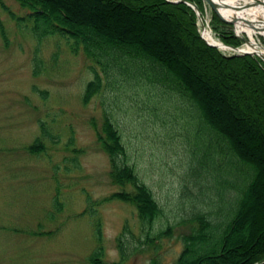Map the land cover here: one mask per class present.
I'll return each mask as SVG.
<instances>
[{
	"label": "rangeland",
	"instance_id": "1",
	"mask_svg": "<svg viewBox=\"0 0 264 264\" xmlns=\"http://www.w3.org/2000/svg\"><path fill=\"white\" fill-rule=\"evenodd\" d=\"M202 1L200 34L209 28L223 42L212 25L214 12ZM29 13L17 0H0V264H91L96 223L102 264L175 263L192 211L223 217L231 192L226 157L195 133L191 103L147 77L153 69L122 63L123 69L110 66L106 73L82 50L73 52L65 35L35 34ZM253 38L264 45L256 27ZM245 44L242 38L238 46ZM94 69L102 87L84 102ZM106 113L127 163L162 208L151 227L141 225L133 204L111 196L122 186L112 180L97 139ZM38 136L43 148L31 152L27 147Z\"/></svg>",
	"mask_w": 264,
	"mask_h": 264
},
{
	"label": "trees",
	"instance_id": "2",
	"mask_svg": "<svg viewBox=\"0 0 264 264\" xmlns=\"http://www.w3.org/2000/svg\"><path fill=\"white\" fill-rule=\"evenodd\" d=\"M17 1L30 10L35 34L65 35L73 52L82 50L106 73L110 66L123 69L122 63L137 65L138 70L153 69L147 77L191 103L197 118L195 133L226 157L231 192L223 217L214 220L202 210L192 211L191 226L182 235L183 247L173 264H264V61L255 54H227L208 44L198 30L194 9L186 2H194L203 13L202 0H90L103 9H93L86 0ZM71 1L83 3L77 9L70 6ZM212 25L224 43H242L231 24L215 13ZM0 32L5 36L1 21ZM206 79L215 87L205 85ZM101 87V75L94 69L83 101ZM96 134L108 154L109 174L122 186L111 196L133 204L141 225L151 227L162 208L127 163L125 146L107 113ZM27 148L31 152L42 149L40 137ZM126 184L131 188L125 189ZM96 236L98 244L88 260L102 264L99 223ZM118 246L124 259L127 253L120 238ZM152 264L163 263L152 258Z\"/></svg>",
	"mask_w": 264,
	"mask_h": 264
},
{
	"label": "bare ground",
	"instance_id": "3",
	"mask_svg": "<svg viewBox=\"0 0 264 264\" xmlns=\"http://www.w3.org/2000/svg\"><path fill=\"white\" fill-rule=\"evenodd\" d=\"M222 3H226L227 5H231V7H225L221 6L219 7V12L225 16H239L243 17L244 20H238L235 24L237 31H245L251 41L246 42L244 46L241 48H238L239 50H249L253 52H264V45L261 43H258L253 38V28L256 27L258 31L262 35H264V0H218ZM80 4V1H71L70 6H78ZM81 5V4H80ZM74 8V7H73ZM72 9V8H71ZM76 11V10H75ZM203 36L210 42L216 43L223 49H231L228 46H225L220 42L218 38L212 33V31L209 28L203 29Z\"/></svg>",
	"mask_w": 264,
	"mask_h": 264
},
{
	"label": "water",
	"instance_id": "4",
	"mask_svg": "<svg viewBox=\"0 0 264 264\" xmlns=\"http://www.w3.org/2000/svg\"><path fill=\"white\" fill-rule=\"evenodd\" d=\"M208 5L209 7L211 8V10L222 20V21H225V22H228L231 24V27L233 29V32L235 35L239 36V37H242L244 42H250L251 39L249 37V35L245 32V31H241L245 34L242 35L240 31H237L236 30V22L238 20H242L243 17H239L237 15L235 16H230V17H225L223 16L220 12H219V7L221 6H225V7H231V5H227L226 3H222L218 0H204ZM195 11L196 15H197V18L198 20L200 21L201 19V16H200V10L198 8V6L194 3V2H191V1H186ZM243 21H246L243 19ZM247 22V21H246ZM201 26L204 28V23L203 21H201ZM201 36L203 37V39L208 43V44H211L213 46H216L218 47L219 49H222L219 45H217L216 43H212L210 41H208L204 36L203 34L201 33ZM223 45L225 46H228L231 48V50H233V53H237V54H242V53H251V54H255V55H258L263 61H264V52L262 53H259V52H253V51H249V50H239V46H235V45H231V44H227V43H224L222 42Z\"/></svg>",
	"mask_w": 264,
	"mask_h": 264
}]
</instances>
